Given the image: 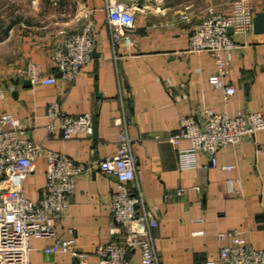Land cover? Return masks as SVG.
Instances as JSON below:
<instances>
[{"label":"crops","instance_id":"crops-1","mask_svg":"<svg viewBox=\"0 0 264 264\" xmlns=\"http://www.w3.org/2000/svg\"><path fill=\"white\" fill-rule=\"evenodd\" d=\"M230 1L226 8L224 0H212L210 5L228 12ZM109 2L125 3L135 11L134 28L128 31L133 46L114 47L105 9ZM206 2L49 0L41 3V16L33 15L27 3L21 58L0 72L4 90L0 114L8 112L19 119L28 137L45 150L92 168L78 179L69 209L55 230L58 238L75 239L79 251L89 255L88 264H98L97 249L111 239L110 198L119 187L98 165L116 154L122 128L133 139L136 184L158 220L154 235L161 264L217 261L220 247L231 242L219 240L220 233H236L264 250V130L217 151L214 165L202 151L191 161L181 159L190 141L174 145L169 140L179 131L181 119L199 117L205 110L231 118L241 111L264 115V35L234 36L237 47L225 55L228 81L235 88L229 101L211 82L216 67L210 53L190 52V39ZM252 5L255 12L264 11V0H252ZM84 10L91 12L99 38L84 71L75 81H65L54 66L52 52L63 33L78 32L77 14ZM185 12H191L190 21L180 18ZM31 61L42 67L44 75H55L57 82L25 87L16 73ZM52 103H59L71 117L96 115L97 139L85 134L48 137L46 112ZM46 170L41 157L25 181L28 199L42 198ZM179 189L184 190L182 195H177ZM51 243V239L32 238L30 264H77L69 253L47 254ZM128 260L142 264L139 250L130 252Z\"/></svg>","mask_w":264,"mask_h":264},{"label":"built area","instance_id":"built-area-1","mask_svg":"<svg viewBox=\"0 0 264 264\" xmlns=\"http://www.w3.org/2000/svg\"><path fill=\"white\" fill-rule=\"evenodd\" d=\"M105 9L114 47L120 43L133 46L128 31L134 28L135 11L119 2H109ZM254 14L252 0H232L227 13L209 4L201 12L190 39L191 53L208 52L214 59L216 75L211 82L223 91L227 101L235 95V88L228 81L230 66L225 55L237 47L235 35L245 38L253 33ZM191 17V12H185L180 18L190 21ZM77 18L81 23L78 32L63 33L62 40L52 52L55 68L65 81L70 82L75 81L91 62L99 38L90 11L78 13ZM229 28L233 29L232 34H229ZM16 76L29 80L32 85H54L57 82L55 75H44L42 67L32 61ZM7 88L13 86L7 85ZM3 97L4 90L0 85V99ZM46 117L49 120L48 137L71 139L78 135H92V115L89 113L71 117L59 103H52L47 108ZM261 130H264L261 112L246 114L241 111L231 118L214 110H205L199 117L181 119L179 131L169 140L174 145L182 140L190 141L191 147L181 151V159L191 161L197 151H202L210 156L214 165L217 151L229 145L236 146L245 137ZM132 145L133 139L122 128L116 154L98 165L104 175L117 180L119 187L110 198L113 215L109 229L111 239L97 249L98 264H129L128 255L135 250H139L142 264H161L154 235L158 220L146 207L136 184ZM260 152L261 149L257 151ZM41 157L47 164L45 191L40 200L32 201L25 195V181ZM91 170V167L79 165L55 151L45 150L28 137L27 129L19 119L8 112L0 114V264H30L32 238L52 240L45 249L47 254L65 252L77 264H88L89 255L79 251L75 239L58 238L55 230L69 209L78 179ZM183 193V189L177 191V195ZM218 239H231V242L220 247L217 261L202 264H264V250L254 248L236 233H220Z\"/></svg>","mask_w":264,"mask_h":264},{"label":"rangeland","instance_id":"rangeland-1","mask_svg":"<svg viewBox=\"0 0 264 264\" xmlns=\"http://www.w3.org/2000/svg\"><path fill=\"white\" fill-rule=\"evenodd\" d=\"M44 1L49 0H0V24L2 25L0 26V72L1 70L4 71L3 66L6 67L8 65H11L14 61H16V59L21 58L23 49V40L21 39V37L23 36L24 30L26 29L23 25L27 23V3L30 4V7L33 8H31V10L33 11V15L41 16V13L44 10L40 8V6ZM211 1L212 0H207L208 5L211 4ZM224 1L225 2L223 8H226L228 0ZM231 2L232 0L230 1V8ZM223 12L227 13V11ZM12 17L20 18L24 23L17 24L10 31V37L4 38L3 31ZM1 22H3L4 24H2Z\"/></svg>","mask_w":264,"mask_h":264},{"label":"water","instance_id":"water-1","mask_svg":"<svg viewBox=\"0 0 264 264\" xmlns=\"http://www.w3.org/2000/svg\"><path fill=\"white\" fill-rule=\"evenodd\" d=\"M229 34L233 33V29L229 28L228 29ZM253 32L256 35H264V11H258L255 12L254 17H253ZM24 86L29 87L31 86V82L29 80L24 81ZM18 92L14 91L13 96L17 98ZM92 135L95 139L98 137V120L97 116L93 115L92 116Z\"/></svg>","mask_w":264,"mask_h":264},{"label":"trees","instance_id":"trees-1","mask_svg":"<svg viewBox=\"0 0 264 264\" xmlns=\"http://www.w3.org/2000/svg\"><path fill=\"white\" fill-rule=\"evenodd\" d=\"M22 20L20 18H15L12 17V19H10L8 25H6L4 31H3V37L6 38L9 35V32L19 23H21ZM2 24H4L3 22H1ZM0 26H2L0 24Z\"/></svg>","mask_w":264,"mask_h":264}]
</instances>
